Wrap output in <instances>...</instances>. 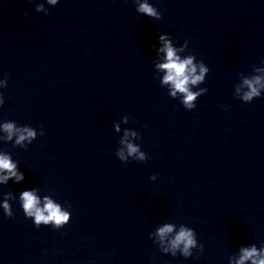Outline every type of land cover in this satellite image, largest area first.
Segmentation results:
<instances>
[{
	"label": "water",
	"instance_id": "obj_1",
	"mask_svg": "<svg viewBox=\"0 0 264 264\" xmlns=\"http://www.w3.org/2000/svg\"><path fill=\"white\" fill-rule=\"evenodd\" d=\"M36 2L0 0V119L45 130L27 148L3 145L24 180L0 190L39 186L72 214L60 229L37 228L13 201V216L0 213V264H227L264 240V94L233 95L239 74L264 60V0H152L159 20L133 0H59L47 13ZM160 31L187 39L209 67L192 110L154 76ZM124 114L144 161L115 156L112 122ZM166 219L196 230L198 257L152 243Z\"/></svg>",
	"mask_w": 264,
	"mask_h": 264
},
{
	"label": "clouds",
	"instance_id": "obj_2",
	"mask_svg": "<svg viewBox=\"0 0 264 264\" xmlns=\"http://www.w3.org/2000/svg\"><path fill=\"white\" fill-rule=\"evenodd\" d=\"M59 0H42L35 3L36 12L47 13L45 6H55ZM138 14L150 19H161V11L152 0H133ZM189 42L177 43L168 32H157V41L152 45L154 50V76L162 88L167 90L169 97L176 99L187 110L196 107V100L207 92L206 87H199L205 81L209 67L196 55L188 51ZM7 85V73L0 75V89ZM233 95L243 102H251L253 98L264 94V60L258 65H252L248 74H239L238 82L233 85ZM5 103V97L0 91V106ZM222 107H226L222 105ZM129 115L124 114L119 120L112 122L113 130L119 134L115 156L124 163L129 160L144 161L149 154L142 149L141 133L129 127H121L129 122ZM44 128L31 124H20L13 119H0V186L7 185L9 180L19 183L24 180V172L19 167V161L3 145L11 143L12 147L27 148L37 137L44 135ZM157 174L151 173L150 180H156ZM18 203L26 219L39 228L50 226L57 230L69 223L71 204L58 200L50 191L39 186L25 187L18 193L12 190H0V213L5 217L14 215L12 202ZM152 243L165 254L181 256L185 259L199 256L204 250V244L198 241L196 230L190 225L175 220H162L148 232ZM195 250V256H194ZM227 264H264V240L239 245L227 257Z\"/></svg>",
	"mask_w": 264,
	"mask_h": 264
}]
</instances>
